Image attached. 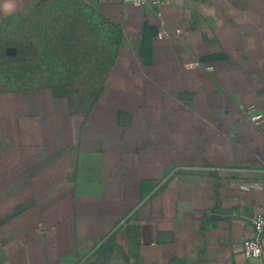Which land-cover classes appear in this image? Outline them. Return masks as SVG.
Wrapping results in <instances>:
<instances>
[{"label": "crops", "instance_id": "1", "mask_svg": "<svg viewBox=\"0 0 264 264\" xmlns=\"http://www.w3.org/2000/svg\"><path fill=\"white\" fill-rule=\"evenodd\" d=\"M80 1L119 28L114 65L85 104L0 90V264H255L264 0Z\"/></svg>", "mask_w": 264, "mask_h": 264}, {"label": "rangeland", "instance_id": "2", "mask_svg": "<svg viewBox=\"0 0 264 264\" xmlns=\"http://www.w3.org/2000/svg\"><path fill=\"white\" fill-rule=\"evenodd\" d=\"M93 15L79 0H49L6 20L0 90L47 86L80 104L94 98L113 67L117 40L93 26Z\"/></svg>", "mask_w": 264, "mask_h": 264}, {"label": "built area", "instance_id": "3", "mask_svg": "<svg viewBox=\"0 0 264 264\" xmlns=\"http://www.w3.org/2000/svg\"><path fill=\"white\" fill-rule=\"evenodd\" d=\"M124 2H134L139 5L147 4L149 0H123ZM246 113L249 115L250 122L254 124H261L263 116L257 114L256 108L252 105L245 108ZM253 234L246 238L242 243V253L246 260L258 264L263 255V233H264V216L262 214H255L252 219ZM259 249V252L256 251Z\"/></svg>", "mask_w": 264, "mask_h": 264}, {"label": "trees", "instance_id": "4", "mask_svg": "<svg viewBox=\"0 0 264 264\" xmlns=\"http://www.w3.org/2000/svg\"><path fill=\"white\" fill-rule=\"evenodd\" d=\"M47 1H49V0H45L44 2H47ZM89 10L94 13L93 19L95 20V22H94V25L93 26H95L97 24L100 25L103 28V30H105L104 35L109 34V35L115 36L114 39L117 40V43L116 44H118L119 35H120L119 28L116 25L112 24L109 20L105 19L100 14L92 11L91 9H89ZM112 65H114V64H112ZM45 87H47V86H45ZM101 87H102V85H101ZM101 87L99 88V90L101 89ZM99 90L96 92V94L99 92ZM66 94L71 95L70 93H66Z\"/></svg>", "mask_w": 264, "mask_h": 264}, {"label": "clouds", "instance_id": "5", "mask_svg": "<svg viewBox=\"0 0 264 264\" xmlns=\"http://www.w3.org/2000/svg\"><path fill=\"white\" fill-rule=\"evenodd\" d=\"M0 4L6 12L12 11L16 7L15 0H0ZM256 251L259 252V249H256Z\"/></svg>", "mask_w": 264, "mask_h": 264}, {"label": "water", "instance_id": "6", "mask_svg": "<svg viewBox=\"0 0 264 264\" xmlns=\"http://www.w3.org/2000/svg\"><path fill=\"white\" fill-rule=\"evenodd\" d=\"M10 51H12V50H10ZM10 54H12V52H10Z\"/></svg>", "mask_w": 264, "mask_h": 264}]
</instances>
